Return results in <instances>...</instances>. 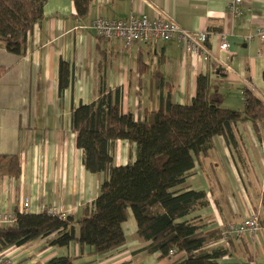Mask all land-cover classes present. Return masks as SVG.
<instances>
[{
    "label": "crops",
    "instance_id": "1",
    "mask_svg": "<svg viewBox=\"0 0 264 264\" xmlns=\"http://www.w3.org/2000/svg\"><path fill=\"white\" fill-rule=\"evenodd\" d=\"M229 3L230 0H90L88 15L78 17L73 0H46L44 17L34 25L24 55L9 52L0 42V66L5 67L0 74V152L18 155L21 165L17 179L0 175V210H20L27 197L26 212L39 213L56 206L68 216L78 217L83 205L95 199L103 174L84 168L70 114L79 102L97 97L100 88L119 90L123 112L141 115L143 108L157 104V69L164 81L171 82L172 100L180 104L191 101L197 76L208 73L211 83L223 93L225 106L241 110L245 88L264 103V35L258 34L264 32V0H243L239 16L230 11ZM142 14L167 16L186 29L207 30L210 46L226 62L227 69L192 57L174 38L144 40L126 47L120 40L99 39L90 27L92 16L123 18ZM220 33L226 34L230 42L228 51L220 52L215 47ZM60 59L70 64L72 79L58 96ZM233 130L242 160L222 136H215L208 155L195 164L184 182L187 188L206 192L208 205L194 212L207 223L205 228L220 229L252 212L259 214L264 225V120L258 132L248 119L239 121ZM120 146L125 147V152H118ZM133 160L134 145L118 141L115 164ZM234 208L242 211L241 218H237ZM122 228L125 244L102 256L92 254L88 245L81 247L73 241L65 246L50 245L49 237L1 252L14 258L16 264H43L53 256H71L80 264H118L127 261L131 251L137 249L129 252L131 238L136 245L142 241L140 247L145 243L136 234L131 211ZM210 241L206 247L225 244L229 249L219 262L247 264L254 259L264 264L262 233L258 240L245 235L229 243L220 238ZM137 254L141 256L139 264L170 261H166L167 256L159 258V252L133 255Z\"/></svg>",
    "mask_w": 264,
    "mask_h": 264
},
{
    "label": "trees",
    "instance_id": "2",
    "mask_svg": "<svg viewBox=\"0 0 264 264\" xmlns=\"http://www.w3.org/2000/svg\"><path fill=\"white\" fill-rule=\"evenodd\" d=\"M46 0H0V42L17 56L28 50V37L43 17ZM90 0H73L76 15L85 17ZM103 39V38H99ZM160 62V61H159ZM5 67L0 66V74ZM160 88L154 108L135 114L123 112L119 90L100 88L90 102H79L71 110L75 145L82 150L84 168L103 174L99 191L78 217L64 219L43 210L19 211L12 223L0 224V252L37 238H48L54 246L77 242L102 256L126 242L122 223L132 212L136 234L145 243L132 251L159 252L170 257L168 264H238L219 260L229 253L225 244L206 247L218 240V227L194 212L208 205L203 189L184 186L195 164L206 157L212 138L222 136L239 160L238 139L233 126L248 119L256 132L264 120V103L252 91L243 89L242 109L224 105V95L211 83L208 73L197 76L196 90L189 103L172 100V84L156 70ZM72 68L63 59L58 63V96L69 86ZM118 141L134 145V160L116 165ZM21 172L16 154L0 152V175L17 179ZM169 250L173 253L168 256ZM43 264H80L71 256H53ZM118 264H127L123 261Z\"/></svg>",
    "mask_w": 264,
    "mask_h": 264
},
{
    "label": "built area",
    "instance_id": "3",
    "mask_svg": "<svg viewBox=\"0 0 264 264\" xmlns=\"http://www.w3.org/2000/svg\"><path fill=\"white\" fill-rule=\"evenodd\" d=\"M242 1L230 0L229 9L236 16L241 14L240 5ZM90 27L98 38L120 40L126 47L144 40L165 41L174 38L180 43L182 50L190 53L192 57L203 62L211 61L214 63L215 68L227 69L226 62L216 55L214 48L210 46L207 30L186 29L167 16L158 18L142 14L140 16L129 15L123 18H105L96 15L92 16ZM258 34L263 37L264 32L258 31ZM215 47L220 52L229 50L230 42L226 34H219V41ZM28 205L29 200L25 197L19 211H25ZM47 211L63 219L67 216L64 210L56 206L49 207ZM15 219L16 214L14 211L0 210V224L12 223ZM219 230L220 240L225 243H229L231 239L239 241L245 235H250L256 240H258L259 233L264 235V225L261 223L257 212H252L241 221L230 222ZM210 243L213 242L210 241ZM172 253L173 250H169L168 256ZM0 264H16V261L14 258L0 252ZM247 264L261 263L253 259Z\"/></svg>",
    "mask_w": 264,
    "mask_h": 264
},
{
    "label": "rangeland",
    "instance_id": "4",
    "mask_svg": "<svg viewBox=\"0 0 264 264\" xmlns=\"http://www.w3.org/2000/svg\"><path fill=\"white\" fill-rule=\"evenodd\" d=\"M146 93V92H145ZM144 93V94H145ZM144 98V97H143ZM137 100L138 101H140V97H137ZM125 147H121L120 146V151H118V152H121V151H124L125 152V149H124ZM126 153H127V149H126ZM192 172V171H191ZM190 172V173H191ZM186 185V184H185ZM238 205V204H237ZM242 207V206H241ZM234 212H235V215H237L238 217L237 218H241L242 217V211H240V209L238 208V209H236V208H234ZM240 216V217H239ZM133 238H131L130 239V241H129V247H130V249H129V252H130V250H132V249H134V248H139L143 243H142V241H139L138 243H137V245H136V243H135V239L134 240H132ZM132 241V242H131ZM210 240H208L207 242H209ZM142 243V244H141ZM135 250V249H134ZM133 250V251H134ZM129 252H128V256H130V254H129ZM132 252V251H131ZM145 253H148L147 251H144ZM141 254V253H140ZM140 254H137V255H133V254H131V256H130V258H128L127 259V264H139L138 263V260L139 259H141V256H140ZM136 256H137V258H136ZM170 259V257H166V261L167 260H169Z\"/></svg>",
    "mask_w": 264,
    "mask_h": 264
}]
</instances>
